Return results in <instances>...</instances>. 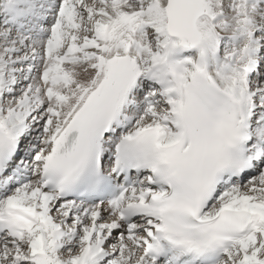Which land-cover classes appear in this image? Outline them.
Returning <instances> with one entry per match:
<instances>
[{
	"label": "snow or ice",
	"instance_id": "obj_1",
	"mask_svg": "<svg viewBox=\"0 0 264 264\" xmlns=\"http://www.w3.org/2000/svg\"><path fill=\"white\" fill-rule=\"evenodd\" d=\"M0 264H264V0H0Z\"/></svg>",
	"mask_w": 264,
	"mask_h": 264
}]
</instances>
